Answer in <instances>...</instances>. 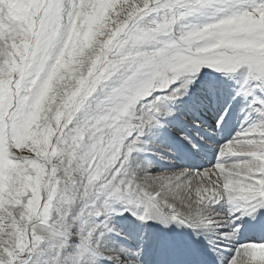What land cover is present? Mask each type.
Instances as JSON below:
<instances>
[{
    "label": "snow or ice",
    "instance_id": "1",
    "mask_svg": "<svg viewBox=\"0 0 264 264\" xmlns=\"http://www.w3.org/2000/svg\"><path fill=\"white\" fill-rule=\"evenodd\" d=\"M207 70L236 82L228 102ZM177 116L186 166L133 169ZM114 215L264 264V0H0V264H143L106 246Z\"/></svg>",
    "mask_w": 264,
    "mask_h": 264
},
{
    "label": "rangeland",
    "instance_id": "2",
    "mask_svg": "<svg viewBox=\"0 0 264 264\" xmlns=\"http://www.w3.org/2000/svg\"><path fill=\"white\" fill-rule=\"evenodd\" d=\"M202 71H205V70H202ZM207 71H209L211 73V70H207ZM211 75L215 76V78H217V80H219L221 83L223 94L221 96L222 98L220 97V99L227 100L232 95V93H230V92H232V90L236 88V85H237L236 82L232 81V80H227L223 77L218 76L215 73H211ZM225 92H227V94ZM227 96H228V98H227ZM226 102H228V101H226ZM239 104L240 105H237V107H236L238 109V111H234L233 115H232L235 117L231 118V124H233L236 127L235 130L234 129L231 130L232 133L239 131V129L242 125L247 126V125H245V115L246 114H244L243 116H240L241 112L239 113V111H245L246 104H245V102L239 103ZM181 110L186 111L187 109L181 108ZM234 118H235V124H237V125L232 123V119H234ZM174 121L177 122V124H182L180 116H177L174 119ZM171 122L172 121H170V123ZM249 123H251V121H249ZM173 128H178V127H176V126L174 127V126H171V124H169V126L162 128L163 130L162 129L158 130L157 132L160 135L157 137V139L159 141L158 140L155 141L158 144L171 143L172 146H170V148H167V150L171 154L180 153V148L176 147V144L174 143L175 142V139H174L175 135L173 134V131H172ZM182 128H185L186 130H188L185 125H182ZM157 132H156V134H157ZM146 138H149V137H145L144 140ZM230 141H231V137H228L227 139H225V141H222V143H226V142H230ZM146 145H147V150L141 151L140 153L135 154L136 160L132 165L133 169H135L137 164H139L141 167L150 166V171L152 174H162V173H172L175 171H179L181 167H184V166H181L180 164L178 165V163H177V165H175L174 163H176V160H173L172 156H168L167 154L165 155V153L163 152V150H165V149H163V150H156L155 148L150 149L148 147L147 143H146ZM153 146L154 145L152 144V147ZM160 156H164V157H166V159H160L159 158ZM169 161H171V162H169ZM197 161H198V163L202 164V167H200V169H197V167H195L193 169L202 170L203 168L211 167L215 163V157L212 156L211 159H209L207 162L205 159L197 160ZM196 166H198V164H196ZM227 209H228V206L226 204H223V203L220 204L219 207H217V211H219V212H225L226 213ZM109 227L114 229V231L112 233L108 234V236L105 239V244L108 248L115 249V250H119L121 247L134 249V247H136L140 244V239L136 238L134 235H140V233L142 235V233L146 234V232H147V230H144L146 227L142 226L141 223L138 220H136L135 217L130 216V215H124V216L114 215V216H112V218L109 222ZM173 227H174L173 229H178L181 231L180 227H176L175 225ZM183 232L184 233L186 232L185 233L186 235H188L187 232L193 233L190 229L188 231H183V229H182V233ZM116 233H119V235H117ZM127 235H129V236L127 237ZM201 240H203V239H201ZM245 242H248V241H245ZM245 242L243 241V243H245ZM199 254L200 253H198V255ZM226 255H228V253ZM207 256L208 257L210 256L209 260L212 261L213 253L209 252L207 254Z\"/></svg>",
    "mask_w": 264,
    "mask_h": 264
},
{
    "label": "bare ground",
    "instance_id": "3",
    "mask_svg": "<svg viewBox=\"0 0 264 264\" xmlns=\"http://www.w3.org/2000/svg\"><path fill=\"white\" fill-rule=\"evenodd\" d=\"M236 87H237V85H236ZM230 93H232V92H230ZM222 94H223V92H222ZM230 97L228 98V96H227V98H228L227 100L220 99V101L222 103H226V101H229ZM191 102H192L191 99L186 100L184 102V104L181 106V108L187 109V106L189 104H191ZM239 103H244V102L242 99H238V100L233 102L232 115H233L234 111H238V109L236 107H237V105H240ZM240 112H241L240 116H243L244 114H246V111H239V113ZM233 117H235V116H232L231 118H233ZM231 118H230V122H229V126H228L230 131L233 129L235 130V128H236L233 124H231ZM170 124H171V126H174V127L176 126L178 128H182V125H184L183 123L177 124V122H175L174 120H172V122ZM159 135L160 134L157 132V134L155 136H151V137L145 139V142L148 144V147L150 149L155 148L156 150L165 149L166 151L163 150L165 155L167 154L168 156L173 157V155L167 150V148H170V146H172L171 143L158 144L157 142H155L156 140H158L157 137ZM228 137H230V136H228L227 134H225V136H222L221 142L225 141V139H227ZM174 139H175L174 143L176 144V147H178L179 144L177 142L176 137H174ZM152 144L154 145L153 147H152ZM180 152H181V148H180ZM211 157L209 159H211ZM209 159L208 158L205 159L206 162ZM173 160H176V163H174L175 165H177V163H178V165L180 164L181 166H186L185 161L181 158L179 153H177L175 158L173 157ZM196 164H198V166H196L197 169H200V167H202V164L195 162V165ZM197 169H193V170H197ZM219 206L220 205H217V207H219ZM150 225L148 226L149 228L146 226V228L144 229V230H147L146 234L142 233V235H141V233H140V235H134L136 238L140 239V244L138 246H141L143 248V256H142L143 264H158L159 261L163 262L164 264H211V261L209 260L210 256L209 257L207 256V254L210 251L208 249V245L206 244V242L204 240H201L203 238H197L194 233H189L190 231L187 232L188 235L185 234L186 232L182 233V229H183V231H188L189 230L188 228H181L180 227L181 228V231H180L178 229H173L174 225L169 227V228H164L162 225L155 224V223H152ZM245 230H247V229H242L241 232H243ZM128 236L129 235H127V237ZM241 236H242V234L240 233L239 241L241 243H243L244 240H242V241L240 240ZM245 241H247V240H245ZM138 246L134 247L133 250H135ZM182 247L184 249L187 248L188 250H190L192 252V255H193L192 259L190 261H188L187 263L184 262ZM198 253H200V254L198 255ZM225 254H227V253H225Z\"/></svg>",
    "mask_w": 264,
    "mask_h": 264
}]
</instances>
